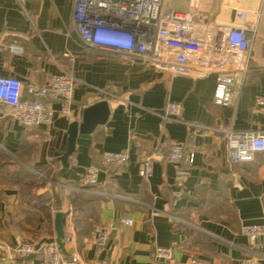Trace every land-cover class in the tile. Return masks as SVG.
<instances>
[{"label": "crops", "instance_id": "0c3cea01", "mask_svg": "<svg viewBox=\"0 0 264 264\" xmlns=\"http://www.w3.org/2000/svg\"><path fill=\"white\" fill-rule=\"evenodd\" d=\"M75 0H0V75L46 83L62 68L76 76L70 115L57 109L50 125L26 126L0 107V244L17 239L39 243L56 238L55 214L75 244L68 258L80 264H241L249 254L264 260L241 232L245 224L264 225V151L252 161L230 162L228 130L264 134V0H192L193 8L226 22H243L251 35L249 68L235 79L230 105L217 104V74L172 76L138 56L87 45L74 28ZM250 10L244 18L237 11ZM251 10H260L258 21ZM14 48V49H13ZM109 94H100L99 89ZM107 99L105 125L79 135L70 167L60 174L71 122L83 110ZM182 105L178 120L163 114L168 102ZM167 139L195 150L186 195L176 196L178 165L157 156L148 179L142 160ZM127 152L124 166L103 163V153ZM101 168L95 185L83 186L87 168ZM123 217L132 225L121 222ZM113 223L104 247L90 241L94 229ZM172 247L171 260H157L156 247ZM42 246L29 257L0 249V264H39Z\"/></svg>", "mask_w": 264, "mask_h": 264}, {"label": "built area", "instance_id": "2783aa9c", "mask_svg": "<svg viewBox=\"0 0 264 264\" xmlns=\"http://www.w3.org/2000/svg\"><path fill=\"white\" fill-rule=\"evenodd\" d=\"M182 2L183 9L173 3ZM170 5V7H169ZM169 7V8H168ZM250 10L237 11L239 19ZM251 14L260 17V10ZM74 28L89 46L107 48L127 55L138 56L158 72L172 76L217 74L214 100L217 104L230 105L234 99L235 79L249 68L251 35L243 22H226L213 18L208 12L193 8L192 0H75ZM14 49V48H13ZM76 76L71 68H62L50 76L46 83L24 81L15 76L0 75V107L7 105L12 115L26 126L50 125L58 110L70 115L74 100ZM107 96L108 89H99ZM100 98H103L100 96ZM257 102L264 105V97ZM182 105L168 102L163 114L167 121L178 120ZM230 162L252 161L255 154L264 151V134L254 131L228 130L225 134ZM157 156L178 165L176 171V196L186 195L189 167L195 162V150L183 143L162 140L155 155L145 157L139 174L148 179L153 174ZM129 162L127 152L103 153L106 166H124ZM101 168L95 164L87 168L82 178L83 186L95 185ZM121 222L132 225L133 220L123 217ZM115 229L113 223L97 226L90 239L98 247L107 245ZM241 232L250 239L254 251L261 248L259 237L264 235L263 224H245ZM66 246L75 244L73 232H65ZM38 243L17 239L15 245L0 244V249L12 257H28L35 253ZM45 259L39 264H80L79 258H68L56 241L42 244ZM172 247H156L157 260L173 259ZM191 264H203L193 257ZM241 264H264L258 255L249 254Z\"/></svg>", "mask_w": 264, "mask_h": 264}, {"label": "water", "instance_id": "95a60500", "mask_svg": "<svg viewBox=\"0 0 264 264\" xmlns=\"http://www.w3.org/2000/svg\"><path fill=\"white\" fill-rule=\"evenodd\" d=\"M111 113V108L109 101L105 98H101L95 103L87 106L83 110L82 119L80 121L76 120L70 123L68 128V146L66 151L60 157L62 162V168L60 174L65 173L70 167V157L76 151L77 138L79 135H88L93 133L99 126L105 125ZM68 215V213L63 211H58L55 214V231L56 238L43 239L36 245V250H38L43 243H48L51 241H56L60 249L66 253L64 236L65 229L63 224V217ZM34 253L30 254L28 257L32 258Z\"/></svg>", "mask_w": 264, "mask_h": 264}, {"label": "rangeland", "instance_id": "374dc122", "mask_svg": "<svg viewBox=\"0 0 264 264\" xmlns=\"http://www.w3.org/2000/svg\"><path fill=\"white\" fill-rule=\"evenodd\" d=\"M173 5H175L176 8H178V9H183L185 7L184 3H182V2H176V3H173ZM169 7H170V5H169Z\"/></svg>", "mask_w": 264, "mask_h": 264}]
</instances>
